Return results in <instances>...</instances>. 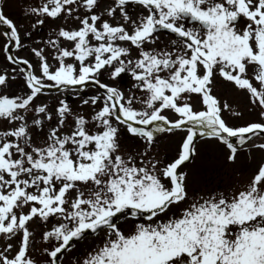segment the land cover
I'll return each mask as SVG.
<instances>
[{"label": "snow or ice", "instance_id": "6c2138e0", "mask_svg": "<svg viewBox=\"0 0 264 264\" xmlns=\"http://www.w3.org/2000/svg\"><path fill=\"white\" fill-rule=\"evenodd\" d=\"M23 19L0 0V264H264V0H26ZM197 138L261 158L194 189Z\"/></svg>", "mask_w": 264, "mask_h": 264}, {"label": "rangeland", "instance_id": "374dc122", "mask_svg": "<svg viewBox=\"0 0 264 264\" xmlns=\"http://www.w3.org/2000/svg\"><path fill=\"white\" fill-rule=\"evenodd\" d=\"M33 0H27V3H32ZM39 2V0H35ZM4 6V13L11 18L14 22L24 23L27 26V21L23 19V8L26 6V0H2ZM63 23V22H61ZM49 29L44 28L41 33L33 32L31 38L25 37L24 42L29 46H32L33 40H42L47 38ZM0 33L2 30L0 29ZM3 43L2 37H0V44ZM20 55L28 56V52H21ZM2 57V52H0ZM22 83L20 78L17 81L12 82L11 91H20ZM94 89H89V92H93ZM217 94L227 93V98L235 100L233 108L239 111H245L243 108V97H235L231 88H225L222 86L217 87ZM45 102H50L49 98H43ZM225 118H232L231 113H226ZM245 118H249L245 111ZM242 123L243 121H238ZM159 139L156 145V152L160 158H170L175 152L176 140L178 137L165 138V134H158ZM125 143L131 147L132 142L125 139ZM197 155L187 162V167H182V171L188 173L189 178L194 189H201L204 185L210 184L213 188L223 189L229 185L236 186L238 183L246 182L248 173L256 162L261 158L259 152H254L251 155L247 151L238 152V159L234 164L226 163L222 154L217 150L215 144L210 141L201 139L196 142ZM120 224H126L127 221L124 217L119 220ZM36 233L43 231L42 225L36 224L32 226ZM95 237L90 236L76 244L74 251L83 252L91 245ZM0 247H3V242H0ZM35 255L38 257L39 253ZM74 257L71 253L67 254L64 259V264H73Z\"/></svg>", "mask_w": 264, "mask_h": 264}, {"label": "flooded vegetation", "instance_id": "af4514ba", "mask_svg": "<svg viewBox=\"0 0 264 264\" xmlns=\"http://www.w3.org/2000/svg\"><path fill=\"white\" fill-rule=\"evenodd\" d=\"M132 11V9H129ZM44 31V28L38 31V33H41ZM162 39H165V37H162ZM122 79L117 78L116 81H107L108 83L120 88L121 90L127 91L128 88H130L133 84V81L131 80L130 74H122Z\"/></svg>", "mask_w": 264, "mask_h": 264}, {"label": "water", "instance_id": "95a60500", "mask_svg": "<svg viewBox=\"0 0 264 264\" xmlns=\"http://www.w3.org/2000/svg\"><path fill=\"white\" fill-rule=\"evenodd\" d=\"M1 28L3 29V31L5 30L3 26H1ZM199 139H200V138H197V140H199ZM89 236H91V235H89Z\"/></svg>", "mask_w": 264, "mask_h": 264}]
</instances>
